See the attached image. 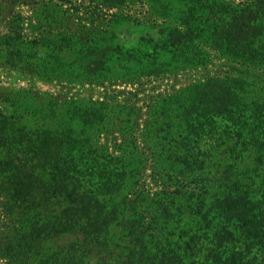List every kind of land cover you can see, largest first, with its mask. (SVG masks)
<instances>
[{
    "label": "trees",
    "instance_id": "16d2710c",
    "mask_svg": "<svg viewBox=\"0 0 264 264\" xmlns=\"http://www.w3.org/2000/svg\"><path fill=\"white\" fill-rule=\"evenodd\" d=\"M89 1L110 9L140 3L150 14L173 15L164 43L180 67L198 69L215 52L231 67L250 65L264 75V0ZM62 44L74 45L71 37ZM85 46L103 52L116 44ZM243 81L230 73L196 80L156 102L143 134L152 140L149 152L127 120L115 128L131 130L120 154L99 146L96 108L81 116L90 127L100 122L94 134L77 132L78 115L57 129L11 127L0 163V254L28 264L46 241L70 236L41 262L85 264L94 254L99 264H264V97L242 93ZM107 101L65 103L99 104L107 117ZM149 163L163 184L151 198L138 186ZM113 225L122 228L123 244Z\"/></svg>",
    "mask_w": 264,
    "mask_h": 264
},
{
    "label": "rangeland",
    "instance_id": "374dc122",
    "mask_svg": "<svg viewBox=\"0 0 264 264\" xmlns=\"http://www.w3.org/2000/svg\"><path fill=\"white\" fill-rule=\"evenodd\" d=\"M47 2L54 4H45ZM174 3L170 2L168 7ZM152 11L148 5L140 3L110 9L89 0H1L0 163L7 153L3 146L4 133L11 127L25 126L26 131L46 126L57 129L67 124L64 119L78 115L75 118L77 132L86 127V133L94 134L100 122L90 127L81 116L89 115L95 108L102 117L99 146L120 154L118 144L124 142L126 136L130 138L131 130L123 133L115 128L127 120L124 126L134 125L140 149L149 152L148 144L153 145L152 140H144L143 134L148 122L154 119L157 110L154 104L196 80L205 81L228 73L240 75L245 79L243 85L240 84L242 93L264 97V89L260 88L264 85L261 68L250 65L240 68V63L231 67L230 61L215 52L198 69L177 65L176 54L164 43L167 27L174 17L167 12L162 16L150 14ZM117 13L124 14V18L114 19L112 15ZM70 37L74 45L64 47V38ZM12 38L23 42L19 43L20 53L15 51ZM99 40L104 44H116V47L97 52L94 47L85 46L95 45ZM100 56L106 59L104 65L92 62ZM65 100H108L111 112L104 117L106 109L99 104L72 105ZM115 102L125 104L126 108L114 105ZM130 106L135 109L128 114ZM146 168L138 177V186L143 195L151 198L163 189V184L153 177L150 163ZM128 214L131 215V211ZM2 221L6 223L4 217ZM114 228L113 233H118L116 238H120L117 241L123 244L126 237L122 228ZM70 239V236H59L46 241L28 264H45L41 258L49 257ZM86 262L99 264V259L93 254ZM0 264L11 263L0 254Z\"/></svg>",
    "mask_w": 264,
    "mask_h": 264
}]
</instances>
